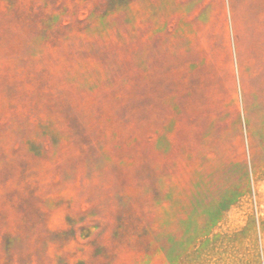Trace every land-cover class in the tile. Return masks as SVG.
I'll return each mask as SVG.
<instances>
[{"label":"rangeland","instance_id":"374dc122","mask_svg":"<svg viewBox=\"0 0 264 264\" xmlns=\"http://www.w3.org/2000/svg\"><path fill=\"white\" fill-rule=\"evenodd\" d=\"M227 0H0V264H264V75Z\"/></svg>","mask_w":264,"mask_h":264},{"label":"crops","instance_id":"0c3cea01","mask_svg":"<svg viewBox=\"0 0 264 264\" xmlns=\"http://www.w3.org/2000/svg\"><path fill=\"white\" fill-rule=\"evenodd\" d=\"M229 45L241 96L264 75V0H227Z\"/></svg>","mask_w":264,"mask_h":264}]
</instances>
